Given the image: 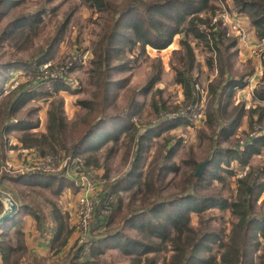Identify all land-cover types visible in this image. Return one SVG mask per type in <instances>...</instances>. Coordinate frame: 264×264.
I'll return each mask as SVG.
<instances>
[{"label": "trees", "instance_id": "trees-1", "mask_svg": "<svg viewBox=\"0 0 264 264\" xmlns=\"http://www.w3.org/2000/svg\"><path fill=\"white\" fill-rule=\"evenodd\" d=\"M50 1L52 0L48 2ZM13 2L15 3L10 8L17 7L21 3L18 0ZM9 3H11L10 0H0V22L6 16L4 10ZM86 3L90 9L112 16L109 19H104L103 33L95 43L89 60L92 67L90 74L95 81L96 89L94 99L79 101L82 107L89 110V114L81 118L78 125L75 126V129L81 127L80 137L71 148L64 143L61 145L67 151L68 156L65 155V157H69L67 163L71 168L75 167L72 163L74 160H78L77 163L80 162L86 168L87 174L101 167L98 158L93 155L85 157L81 154L82 158L78 156V152L83 153L81 150L86 149L83 145L95 135V132V137H100L97 139L99 142L96 145V148L99 149L106 143H117L122 135V128H130L135 125V121L131 117L109 119L107 116L113 87L112 72L129 71L132 67L131 64L134 63L131 57L135 49L139 48L141 52H144L145 48L150 45L161 51L172 45L178 36H181V49L175 54L179 64H173L172 69L175 72L176 84L182 86L186 101L192 107L198 106L203 99L200 89H197V79L193 76L197 61L193 42H197L196 47L203 46L212 54L207 59V66L210 70L215 68L220 79L216 84L210 86V93L213 94L217 102L216 111L208 112L206 124L211 129H218L220 126L223 129L220 130L217 139L211 140L213 155L207 159L208 164L201 176H196L201 164L194 160L190 161L194 170L188 179V186L185 183L183 185V188L185 187L182 191L184 196L163 200L160 195L161 190L156 184L150 182L148 177L141 181V175L133 171L135 177H132L139 179V190L143 193L142 197H146L149 193H156L155 202L146 208L134 209L132 208L134 203L132 205L124 204L122 200L110 204L108 202L101 203L97 208V226L90 232L88 231L91 229L90 224L85 231L80 230L86 241L79 247L74 246L73 255L66 254L63 264H97L94 258L105 254L106 247L113 246H121L125 252L135 254L133 264H252L249 252L256 245L254 238L255 236L257 239L264 238V214L261 215L253 211L260 195L264 193V165L252 167L250 163L253 156L262 154L264 149V133L260 129L264 121V54L262 55L263 77L255 88L254 95L251 96V101L256 103L249 106L247 101L241 99L235 103V97L238 94L236 89L243 87L244 82L252 73L250 71L240 78L234 75L233 60L238 53L240 40L239 37L231 35V26L224 22L223 16H232L236 13L246 19L251 23L256 38L260 43H264V0H87ZM42 8L46 10L47 6ZM40 14L37 13L33 20L29 19L31 22L27 27L20 25L11 28L13 24L9 25L5 30L7 34H4L3 38L26 37L28 47L31 46L34 43L33 37L38 35L36 29L42 20ZM65 29L66 27L62 25L56 38L49 45L53 42L58 43L62 39L61 36ZM46 53L32 56V60L30 59L26 63L21 61L13 63L0 55V89L8 81L9 68L14 65L16 67L22 65L24 69L29 67L30 78L16 86V100L19 101L24 97H30L31 100L32 98L46 97L51 100L47 111L49 119L46 126L47 131L41 134L32 132V129L37 128L38 124H33L31 118V120L25 119L17 124L13 123L11 120L16 111L26 103L16 106L15 109V102H9L0 125V167L4 168L6 165L4 162H6L7 133L9 134V130L13 128L14 124H16L15 129L26 135L22 141L24 149L35 147L40 150L42 156L60 155L58 154L60 151L48 146L51 130H56L59 139L60 137L62 139L64 135L66 99L60 92L64 91L74 95L78 93V90H73L70 84H67L68 80L64 75H59L56 78L45 75L46 70L54 71L52 66L42 69V60L46 58ZM10 63L13 65L11 66ZM160 72L159 68L152 76L151 87L156 84ZM47 80H50L48 85L52 91H44L41 95L36 93L37 88L47 85ZM28 101L30 100H24V102ZM231 102H234L235 105L228 109ZM163 108H166L165 104ZM158 111L160 112L161 109ZM184 115L179 117V120L172 121L175 126L192 124V119L184 117ZM169 120L167 121L169 122ZM111 121L115 122V130L113 129V132L107 134L102 133L103 130L110 128ZM243 121L246 122L250 132L259 128V133L255 134L256 132H254L252 136L248 133L249 136L246 140L237 144L235 148L218 149L219 138L225 136L228 140V138L237 135V126ZM37 122L39 123V120ZM119 127L122 128L119 129ZM95 141L91 144H94ZM48 151L49 153H47ZM176 152L177 149L174 153ZM83 161L84 163H82ZM235 162L245 169H242L241 172L233 171L232 167ZM160 168L165 175L170 170L175 173L177 170L175 165L168 162L161 163ZM66 169L62 170L60 175L33 171L16 176L4 173L1 169L0 190L8 193L16 202L18 200L20 202H18L17 214L0 226V231L3 230L0 234V249L3 242L1 236H8V230L15 225L16 229L18 226L19 229L24 228V219L27 215L37 221V229L41 231V237L45 232L47 221L44 213L36 204L32 203L29 206L21 202L18 195H15L8 186V181L13 182L15 186L17 184L18 187L30 188L36 187V185L49 187L51 192L58 196L62 194L66 186ZM223 172L225 177L237 179L238 195L236 200L215 196L207 197L197 191L198 188L209 185L208 180L226 184L227 180L224 179ZM133 178H129V180ZM122 186L119 183L108 186L106 188L107 196L114 197L117 194L116 187ZM25 193L22 191V195ZM105 200L109 201L108 198ZM213 208L230 210L235 217L237 222H233L229 234L219 235L218 232L211 230L210 222L203 214ZM112 209L113 215L107 220L108 218L103 212L112 213ZM3 210L4 206L0 201V214ZM191 213L200 216L202 220L200 228L194 229L191 225ZM15 219L16 222L10 225ZM135 233H139L141 237ZM211 243L218 244L216 252L210 248ZM207 252L209 253L203 256ZM151 254L153 255L151 256ZM259 264H264L263 260Z\"/></svg>", "mask_w": 264, "mask_h": 264}, {"label": "rangeland", "instance_id": "rangeland-1", "mask_svg": "<svg viewBox=\"0 0 264 264\" xmlns=\"http://www.w3.org/2000/svg\"><path fill=\"white\" fill-rule=\"evenodd\" d=\"M10 1L11 3L4 10L6 16L0 22V55L5 60H11L13 63H16V61L26 63L33 58L32 56H39L47 51L46 58L42 60V69L52 66L54 71L46 70L45 75L50 78L64 75L68 80L67 84H70L73 90H78V93L74 95L64 91L60 92L66 99L64 135L62 139L61 137L59 139L56 130H51L49 134L48 146L60 151L58 153L60 155L56 156L59 157L61 165L69 159V157H65L68 154L66 149L61 146L62 143L71 148L78 142L81 127L75 129V126L78 125L81 118L89 114V110L82 107L79 101L94 99L95 97L96 85L91 78L90 70L92 67L89 60L95 43L103 33L104 19H109L112 15L98 13L95 9H90L86 3L87 0H52L50 2H48L49 0H18L21 3L13 8L10 7L15 3L13 1L16 0ZM43 6H47V9H43ZM36 12L41 13L42 20L37 25L36 32L38 35L33 37L34 43L31 46L28 47L26 37L3 38V35L7 34L5 30L8 29L9 25L13 24L11 28L20 25H26L27 27L37 14ZM245 22H247L245 25L243 22H239L235 14L229 16L226 21L232 28L230 29L231 35L239 37L240 41H243L240 37L241 34L246 36L244 44L239 41L238 53L233 60V73L237 78L250 71L252 74L244 82L243 87L236 89L238 94L235 97V103L241 99L247 101L251 106L256 103L251 101V96L254 95V90L263 77L262 55L264 54V46L263 43L258 42L251 23ZM62 25L66 27L61 36L62 39L58 43L53 42L49 45L56 38ZM10 30H7V32H10ZM250 38L253 39L252 45H249ZM180 39L181 36L176 37L172 45L161 51L150 45L145 48L144 52L137 48L132 53L131 58H133L134 63L131 64L132 67L129 71L112 72L113 87L107 108L110 115L107 116L109 119L124 116L131 117L135 121V125L130 128L119 127V129L122 128V135L117 143L109 142L98 149L96 145L99 142L97 139L100 137H95V132V135L92 136L95 139L90 142L91 138L83 145L86 149L81 150L83 153L78 152L79 158H82L81 154L85 157L93 155L98 158L101 165V167L91 171L92 174H89L88 181L80 171L73 169L70 171L71 168L67 171L66 169V186L62 194L58 196L54 195L49 187L38 185L30 188L18 187L17 184L15 186L13 182L8 181V186L15 195H18V198L22 200L21 202L29 206L32 203L36 204L44 213L47 221L42 237L41 231L37 229V221L32 217L30 220L26 219L27 221L23 224L24 228L19 229L18 226L16 229L15 225L8 230V236H1L3 242L0 249V264H63L66 254H72L74 246L79 247L86 241V238L79 232L80 227H78V222L81 220L80 216L84 218L83 215L85 214L80 199L85 197L86 188L89 190L91 184L96 188L95 193L90 194L89 201L92 203L95 199L105 200L108 198L110 203L122 200L124 204L132 205L134 203L133 209L146 208L149 204L155 202V196H157L156 193H149L146 197H142L143 193L139 190V179L132 177L134 176L133 171L141 175V181L148 177L150 182L156 184L161 190L160 195H162L161 199L163 200L170 197L184 196L182 191L185 187L183 188V185L185 183L188 186V179L194 170V166L191 165L190 161L194 160L201 164V162L210 159L213 155L211 140L217 139L220 130L223 128L220 126L218 129H211L206 124L207 114L209 111L212 113L216 111L217 102L213 94L210 93V86L216 84L220 78L215 68L210 70L207 66V59L212 54L205 47H196L197 42H193L195 59H197L193 76L198 82L197 89H200L203 95L199 105L192 107L186 101L182 86L177 85L175 82L176 76L172 66L173 64H179L175 53H178L181 49ZM158 67L161 69L159 79L151 87L152 76L156 74ZM29 78V67L24 69L22 65L21 67L14 65L9 68L8 81L0 89V125L9 102H15V109L16 106L26 103L16 111L11 121L17 124L25 119H32L33 124H38L37 128L32 129V132L46 133V126L49 122L47 111L51 100L46 97L32 98V100L30 97H24L19 101L16 100V86L26 82ZM49 82L50 80H47V85L37 88L35 92L41 95L44 91H52L48 85ZM224 99L226 101V98ZM24 100L30 101L24 102ZM235 103L231 102L228 109L233 107ZM164 104L166 108H163ZM158 109H161V111L159 112ZM184 113L186 114L184 115ZM183 115L184 117H190L192 124L175 126L172 121L179 120V117ZM168 119H170L169 122ZM37 120H39V123ZM16 124L9 130V134L7 133L6 162H4L6 166L4 168L0 167V174H2V171L14 176L33 171L41 173L42 171L38 168L42 167L40 162H42L41 159L44 155L42 156L40 150L35 147L33 149L23 148L22 141L26 135L24 132L15 129ZM109 127L107 130H103L102 133L113 132L115 122L111 121ZM260 129L264 133V121ZM237 130V135L228 138V140L225 136H221L217 148H235L237 144L246 140L249 136L248 133L251 136L254 132H256L255 134L259 133V128H255L254 131L250 132L245 121L237 126ZM94 141L95 143L91 144ZM11 148L14 149L11 150ZM176 149L177 152L174 153ZM170 152L172 154L169 155ZM166 162L175 165L176 173L170 170L166 175L164 174L160 165ZM250 163L252 167L263 166L264 149L262 154L253 156ZM1 169L3 170L1 171ZM232 169L235 172H241L245 167H241L235 162ZM61 171L54 173V175H60ZM84 171L86 172L85 167ZM222 175L227 180L226 184L220 181L208 180L210 184L198 188L197 191L207 197L215 196L236 200L238 195L237 179L235 177H225L224 172ZM129 178L133 179L129 180ZM118 183L123 186L116 187L117 194L114 197L107 196L106 188ZM98 184L100 185L98 186ZM22 191L26 193L22 195ZM18 202L20 201L18 200ZM2 204L4 206L3 202ZM253 211L261 215L264 214V193L260 195ZM113 212L112 209V213L109 212L106 215L107 220L111 218ZM203 215L210 222L211 230L218 232L219 235L229 234L233 222H237L230 210L213 208ZM97 216L98 210L91 213L89 221L91 229L88 230L89 232L97 226ZM191 216L193 228H200L202 222L200 216L195 213H191ZM15 222L16 219L10 225ZM34 227L35 232L33 234L32 230L29 229ZM2 231H0V234ZM21 234L23 235L21 236ZM135 234L141 237L139 233ZM255 241L256 245L249 252V257L252 264H259L262 260L264 262V238L257 239V236H255L254 243ZM217 245V243H211L210 248L216 252ZM35 246H39L37 251L34 250ZM9 247L11 249H8ZM105 252V254L99 255V258L98 256L94 258L97 264H133L135 254L125 252L121 246L106 247ZM208 253H204L203 256Z\"/></svg>", "mask_w": 264, "mask_h": 264}, {"label": "built area", "instance_id": "built-area-1", "mask_svg": "<svg viewBox=\"0 0 264 264\" xmlns=\"http://www.w3.org/2000/svg\"><path fill=\"white\" fill-rule=\"evenodd\" d=\"M228 17L227 15L223 16L224 18V22L226 23V21L228 20ZM228 24V23H227ZM241 39L243 41H246V36L244 34H241L240 35ZM264 44V43H263ZM43 159H41L42 162L41 165L42 167H39L38 169L41 170L42 172L41 173H50V174H54V173H57L59 171H61V169H65L67 168V171L71 168L68 163H67V160H65L61 165L59 163V157L56 156V155H53V154H48V155H45L44 157H42ZM78 160H74L72 163L74 164V168H71L70 171L73 170H76V171H80L82 173V175H84V177L86 178V181L89 180V174L91 175L92 173H89L87 174L85 171H84V166L79 162V164L77 163ZM43 173V174H44ZM89 183V182H87ZM91 184V183H89ZM97 185V184H96ZM100 184H98L99 186ZM86 188V187H85ZM96 191V188L93 187V185L91 184V187L89 190H87L86 188V191H85V197H81L80 201L82 202V205L84 206V209H85V214L83 215L84 218L82 216H80L81 220L78 222V227L79 228V232L81 233L80 230H86L87 226L90 224L89 221H90V215L91 213H93L95 210H97V208L100 206L101 203L103 202H108V204H110V201H107V200H94L93 203L91 201H89V198H90V194H93L95 193ZM109 212H103V214H108ZM87 217V218H86ZM89 218V219H88Z\"/></svg>", "mask_w": 264, "mask_h": 264}, {"label": "water", "instance_id": "water-1", "mask_svg": "<svg viewBox=\"0 0 264 264\" xmlns=\"http://www.w3.org/2000/svg\"><path fill=\"white\" fill-rule=\"evenodd\" d=\"M208 160L201 162L199 166L196 176H201L203 170L207 166ZM0 201L4 203V210L2 214H0V226L5 222L11 220L18 212L19 206L18 203L14 201V199L7 193L0 190Z\"/></svg>", "mask_w": 264, "mask_h": 264}, {"label": "crops", "instance_id": "crops-1", "mask_svg": "<svg viewBox=\"0 0 264 264\" xmlns=\"http://www.w3.org/2000/svg\"><path fill=\"white\" fill-rule=\"evenodd\" d=\"M234 14L236 15V13H234ZM234 14H233V15H234ZM233 15H232V16H233ZM236 16L238 17V19H239V22H243V23H244V25L247 23V22H245V21H247L246 19H244V18H241V17H240V16H238V15H236ZM229 23H230V25H232V23H231V22H229ZM252 28H253V27H252ZM231 29H232V28H231ZM253 30H254V29H253ZM253 32L255 33V31H253ZM237 33H238V32H237ZM257 40H258V42H259V39H257ZM249 41H250L249 45H252L253 39L251 40V38H250V40H249ZM240 43H241V44H244V43H245V41H240ZM240 43H239V44H240ZM11 150H13V149H11ZM5 166H6V165H5ZM23 174H25V173H23ZM26 219L30 220V219H31V216L27 215V216H26V218H25V220H24V223L27 221ZM29 230H32V232H33V234H34V232H35V227H34V228H32V229H29ZM29 230H28V231H29ZM28 231H27V232H28ZM38 248H39V246H35V247H34V250H36V251H37V250H38Z\"/></svg>", "mask_w": 264, "mask_h": 264}]
</instances>
